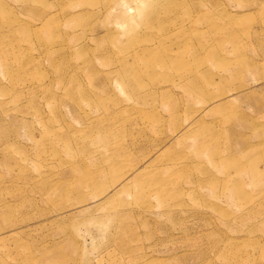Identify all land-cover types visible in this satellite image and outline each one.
I'll return each mask as SVG.
<instances>
[{
    "label": "rangeland",
    "instance_id": "1",
    "mask_svg": "<svg viewBox=\"0 0 264 264\" xmlns=\"http://www.w3.org/2000/svg\"><path fill=\"white\" fill-rule=\"evenodd\" d=\"M0 264H264V0H0Z\"/></svg>",
    "mask_w": 264,
    "mask_h": 264
}]
</instances>
